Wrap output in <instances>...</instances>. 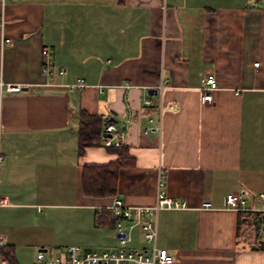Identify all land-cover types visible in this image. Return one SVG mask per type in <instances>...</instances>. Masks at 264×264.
<instances>
[{
    "label": "crops",
    "instance_id": "obj_1",
    "mask_svg": "<svg viewBox=\"0 0 264 264\" xmlns=\"http://www.w3.org/2000/svg\"><path fill=\"white\" fill-rule=\"evenodd\" d=\"M44 48L54 55L50 84ZM208 72L218 87L203 104ZM0 76L28 86L0 90V235L13 251L2 264H40L39 252L65 256L73 245L116 248L98 210L115 198L154 205L160 170L166 194L186 204L158 212L157 245L173 264H264V242L240 238L264 232L254 211L264 207V0H0ZM77 78L81 92L67 86ZM81 111L103 126L100 144L80 155ZM150 119L160 133L145 132ZM108 123L125 132L135 165L120 171L115 196L88 197L83 167L118 158L103 146ZM239 191L246 210L226 202ZM142 245L138 229L131 246Z\"/></svg>",
    "mask_w": 264,
    "mask_h": 264
},
{
    "label": "built area",
    "instance_id": "obj_2",
    "mask_svg": "<svg viewBox=\"0 0 264 264\" xmlns=\"http://www.w3.org/2000/svg\"><path fill=\"white\" fill-rule=\"evenodd\" d=\"M11 43V39L4 38L2 46ZM43 64L41 68L42 75L46 78V83L50 84V78L53 73L52 61L53 53L48 48L43 49ZM259 66L258 63L255 64ZM65 73L64 68L59 69V74ZM204 86L202 88L201 101L203 104H211L213 102V91L217 89V79L213 72H208L203 77ZM70 90L83 91L87 85L84 79L77 78L74 82L67 85ZM28 86L21 84H10L4 82L0 76V90L8 92H19ZM164 85L161 84L159 92L162 93ZM146 106L155 104L153 99L146 98L144 100ZM177 104L172 108L176 109ZM161 108V107H160ZM162 112V109H161ZM161 118V117H160ZM151 125L145 130L146 133L154 132L160 133L162 126L161 122L155 124L153 119L149 120ZM105 132L109 135L104 137L103 146L109 147H124L125 146V132L118 130L113 123H108L105 127ZM2 133V119H1V102H0V140ZM4 158L0 150V166ZM166 174L164 170H160L157 182L156 202L152 206H128L124 200L115 198L107 209L110 211V217L114 220L113 228L118 245L110 250H96L94 248L84 249L80 246H69L65 256H57L47 258L43 252L37 255V261L40 264H173L174 256L166 249L160 248L157 245L158 233V212L166 208H184L185 203L173 199L166 194ZM257 198L264 205V192L257 193ZM228 207L233 210H246V193L245 191L234 192L229 194L226 198ZM6 200H0V204H6ZM209 205V204H206ZM104 209H99L95 220L100 221V215ZM255 212L264 213V207ZM139 228L143 245L141 247L131 246L133 241V230ZM262 229V228H261ZM3 245V239L0 235V247ZM0 264L1 254H0Z\"/></svg>",
    "mask_w": 264,
    "mask_h": 264
},
{
    "label": "trees",
    "instance_id": "obj_3",
    "mask_svg": "<svg viewBox=\"0 0 264 264\" xmlns=\"http://www.w3.org/2000/svg\"><path fill=\"white\" fill-rule=\"evenodd\" d=\"M103 126V119L97 115H90L84 111L80 112V126H79V154H83L87 147L99 145L102 138L101 128ZM110 151L118 155L117 160L107 164H87L83 167L82 172V192L85 196L94 198L112 197L117 194L118 180L120 171L124 168L135 165L133 158L129 155L127 147H109ZM258 213H251L256 215ZM262 214V213H259ZM255 220L250 224V229L255 225ZM100 225L113 226L114 220L110 217V211L103 210L100 215ZM242 241L248 243L253 248H261V238L256 236L245 238V233L241 236ZM0 247V253H4L11 262L13 259V251L8 248L3 250ZM2 251V252H1Z\"/></svg>",
    "mask_w": 264,
    "mask_h": 264
},
{
    "label": "rangeland",
    "instance_id": "obj_4",
    "mask_svg": "<svg viewBox=\"0 0 264 264\" xmlns=\"http://www.w3.org/2000/svg\"><path fill=\"white\" fill-rule=\"evenodd\" d=\"M248 220H249V223H252V218H250V219H246V221L248 222ZM246 221L245 220H243V222H242V228L243 229H245L246 227H247V225H246ZM250 227L251 226H249V229H250ZM138 229L139 228H135L134 230H133V233L136 235L137 234V231H138ZM251 230V229H250ZM244 233H245V231H244ZM260 238H263L264 239V232H261V234H260Z\"/></svg>",
    "mask_w": 264,
    "mask_h": 264
},
{
    "label": "water",
    "instance_id": "obj_5",
    "mask_svg": "<svg viewBox=\"0 0 264 264\" xmlns=\"http://www.w3.org/2000/svg\"><path fill=\"white\" fill-rule=\"evenodd\" d=\"M154 93V92H151V94ZM261 242H264V240H262Z\"/></svg>",
    "mask_w": 264,
    "mask_h": 264
}]
</instances>
